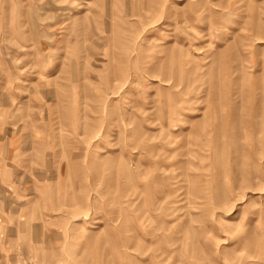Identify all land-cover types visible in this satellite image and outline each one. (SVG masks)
<instances>
[{"label": "rangeland", "instance_id": "obj_1", "mask_svg": "<svg viewBox=\"0 0 264 264\" xmlns=\"http://www.w3.org/2000/svg\"><path fill=\"white\" fill-rule=\"evenodd\" d=\"M0 264H264V0H0Z\"/></svg>", "mask_w": 264, "mask_h": 264}]
</instances>
